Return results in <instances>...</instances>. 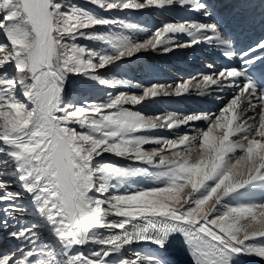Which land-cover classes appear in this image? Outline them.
Here are the masks:
<instances>
[{
    "label": "snow or ice",
    "instance_id": "snow-or-ice-1",
    "mask_svg": "<svg viewBox=\"0 0 264 264\" xmlns=\"http://www.w3.org/2000/svg\"><path fill=\"white\" fill-rule=\"evenodd\" d=\"M146 9L171 19H126ZM200 46L221 63L121 78ZM162 97L215 107L145 114ZM177 245L264 264V0H0V264H173Z\"/></svg>",
    "mask_w": 264,
    "mask_h": 264
},
{
    "label": "bare ground",
    "instance_id": "bare-ground-1",
    "mask_svg": "<svg viewBox=\"0 0 264 264\" xmlns=\"http://www.w3.org/2000/svg\"><path fill=\"white\" fill-rule=\"evenodd\" d=\"M145 14H147V12H149V9L145 10L144 11ZM141 15V14H140ZM178 15L180 16H183L184 13L183 12H180L178 13ZM143 16L144 15H141V16H138V15H133L131 16L132 18H130L129 20L131 22H142V26H151L152 24L150 23V21H143ZM166 15H164V18H165ZM171 17V16H170ZM167 18V17H166ZM153 19V18H152ZM171 19V18H169ZM162 19H159L158 23L161 22ZM187 51H189L187 53ZM193 52L192 54H189ZM188 54V57H194L196 61H198L199 63H204L203 66H201L198 70L196 71H193V72H189L187 70H185L184 73H181V71H179L180 69H174L175 73L178 74L176 76V78H168V79H164L163 81H166V82H169V81H173L175 79V81L179 80L180 79V75L182 76H190V75H195L196 73H198L199 71H203L204 69V66L207 64V63H210L212 62L213 60H215V63L217 65H219L221 63L220 59L218 58H215L213 55H212V51L211 49H209L207 46H200L198 47L197 49H187L186 51H183L182 49L181 50H178L177 52L175 53H172V54H168V55H165L164 57L168 58V57H175L176 58V61H181L180 58H182V56ZM159 58V56H157ZM162 57V56H161ZM169 58V59H170ZM171 58V59H172ZM151 59V58H150ZM150 59H147L148 61ZM144 57L139 61L141 62L142 64L140 65L141 68H146V69H149V70H157V72H159L161 75H165V70H167L166 68H162V66L158 67L157 64H153L151 62H148ZM159 60V59H158ZM155 61V60H154ZM160 61V60H159ZM175 61V62H176ZM178 62V63H179ZM180 64V63H179ZM133 67L134 66H131L130 69L131 70H128L127 71V74L131 76V74L133 73ZM157 68V69H156ZM183 71V70H182ZM175 74V75H176ZM185 78V79H186ZM162 79V78H161ZM160 81V80H159ZM159 99V98H158ZM157 99V100H158ZM161 100H163L165 102V105H159L158 102L157 104L155 103V101L151 104V108L152 109H155V108H159L160 107V110L163 112V111H166V110H180V111H183V112H189V111H193V110H196L197 108H201L203 107L204 109H207V108H214L215 105L213 104H210V103H206L204 101H202L201 99L199 98H188V99H185L183 97L181 98H175V97H172V98H160ZM151 110V109H150ZM183 251H185L183 248H182ZM169 254L173 257V259H170L173 261V264H191V261H189L188 259H185L181 254H179L177 252V255L174 254L173 251H170ZM243 264H250L249 262V259L248 258H243Z\"/></svg>",
    "mask_w": 264,
    "mask_h": 264
},
{
    "label": "rangeland",
    "instance_id": "rangeland-1",
    "mask_svg": "<svg viewBox=\"0 0 264 264\" xmlns=\"http://www.w3.org/2000/svg\"><path fill=\"white\" fill-rule=\"evenodd\" d=\"M147 10V9H146ZM145 11V10H144ZM143 11V13H138V12H129L127 14V17L126 19H130L132 18L131 16L133 15H138V16H141V15H144L143 16V21H150V23L153 25V24H158V20L159 19H163L164 17H162L157 11L155 10H151L149 9V12H147V14H145V12ZM141 14V15H140ZM164 15L165 18L167 17L168 19L171 18L170 14H167L165 13ZM130 17V18H129ZM153 18V19H152ZM183 51H186L187 49H182ZM189 51H187L188 53ZM193 52L189 53V54H192ZM159 56V58L157 57ZM162 56V57H161ZM165 55H149V56H145L144 58L147 60V59H150L148 62H151L153 64H157L158 67L162 66V68H168L167 70H165V75H161L159 72H157V70L153 71V70H149V69H146V68H141L140 65L142 64L141 62H137L136 64L132 65L134 66L133 67V73L130 75L126 74V76H122L121 78H130L132 79L133 81H138V82H141V83H147L151 80H160V82H166V81H163L164 79H168V78H176L177 74L175 73L174 69H180L179 71H181V73H184L185 70L189 71V72H193V71H196L198 70L201 66H203L204 63L200 64V65H197L196 62H194V60L191 58V57H188V54L182 56L181 61H176V58L175 57H164ZM170 58V59H169ZM160 61H159V60ZM155 60V61H154ZM176 61V62H175ZM196 61V60H195ZM180 64H179V63ZM199 63V62H198ZM160 65V66H159ZM157 69V68H156ZM131 70V69H130ZM183 70V71H182ZM176 74V75H175ZM180 79L181 78H186V76H182L180 75ZM188 77V76H187ZM162 78V79H161ZM175 81V79L173 80V82ZM158 101V102H156ZM155 103L159 104V105H165V102L163 100H161L160 98L157 100L156 99ZM154 101H146L145 104V108H144V111H145V114L147 115H152V114H155L157 112H162L160 110V107L159 108H155V109H152L151 107V104L153 103ZM139 107V106H138ZM203 108V107H201ZM151 109V110H150Z\"/></svg>",
    "mask_w": 264,
    "mask_h": 264
}]
</instances>
